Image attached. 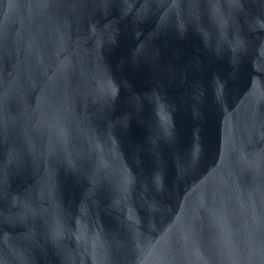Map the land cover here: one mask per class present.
<instances>
[{"label":"water","instance_id":"95a60500","mask_svg":"<svg viewBox=\"0 0 264 264\" xmlns=\"http://www.w3.org/2000/svg\"><path fill=\"white\" fill-rule=\"evenodd\" d=\"M0 264H264V0H0Z\"/></svg>","mask_w":264,"mask_h":264}]
</instances>
